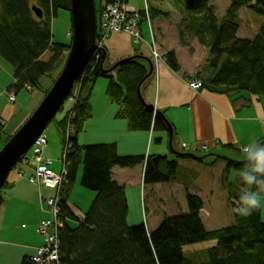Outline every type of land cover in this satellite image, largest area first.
<instances>
[{
  "label": "trees",
  "instance_id": "obj_1",
  "mask_svg": "<svg viewBox=\"0 0 264 264\" xmlns=\"http://www.w3.org/2000/svg\"><path fill=\"white\" fill-rule=\"evenodd\" d=\"M169 1L182 15L178 25L180 41L183 42L182 35L189 32L191 38L208 50L207 68L211 77L201 82L203 88L225 95L247 93L264 101V0H231L221 21L212 5L213 0ZM114 2L104 0L107 5ZM34 6L42 11L41 20L31 12ZM242 8H248L263 19L252 39L237 37L238 12ZM58 10L70 12V0H0V58L12 69L13 84L9 92L14 95L29 88L44 97L55 80H51L45 90L41 86L42 79L50 80L61 71L70 42L67 46L52 43L50 21ZM96 10L98 18L100 8ZM149 14L152 21L169 18L168 13L155 8H150ZM142 22L145 25V19ZM45 54L50 55L47 62L42 61ZM102 58L101 54L94 55L71 93V108L55 123L62 137L66 171L59 190L58 219L62 225L58 230L59 264H264L261 206L243 218L235 212L240 196L229 193L228 202L234 210L233 225L215 231L206 230L200 219L202 201L187 191L184 208L181 206L173 214L166 213V204L157 188L177 180L179 161L190 159L121 157L114 144L79 146L78 137L84 124L91 119L89 100L94 84L102 79L99 72ZM163 58L173 72H178L173 53H167ZM147 71V65L138 61L119 68L115 78L106 79V96L118 107L115 118L125 121L131 133L166 132L164 122L148 113L136 94ZM3 129L0 121V136L5 144L10 137ZM258 143L264 145V140ZM221 150L233 160L217 158L203 166L213 167L223 161V172L235 170L239 173L246 163L242 153L231 146H223ZM234 157L241 158L235 160ZM139 166L144 167L143 185L150 193L149 213H162L161 217L157 213L150 229L142 223L137 226L127 224L125 191L111 178L113 168ZM81 168L80 186L95 197L86 213L78 217L69 200ZM226 182L229 191L233 185ZM6 186L7 183L2 191ZM252 190L259 191L260 198L264 197V190L256 186ZM207 241H215L216 246L207 251L206 261L192 260L183 253V247Z\"/></svg>",
  "mask_w": 264,
  "mask_h": 264
},
{
  "label": "crops",
  "instance_id": "obj_2",
  "mask_svg": "<svg viewBox=\"0 0 264 264\" xmlns=\"http://www.w3.org/2000/svg\"><path fill=\"white\" fill-rule=\"evenodd\" d=\"M145 2L152 8L148 0ZM127 3L138 12L142 11L144 5L143 0L140 6H135L137 5L135 4L137 0H127ZM103 4L104 0H101L100 10ZM170 21H165L161 18L155 19L153 21L155 36L162 56L167 53H173L179 70L178 72H173L163 58L162 62L160 61V64H157L154 77L144 87L143 97L148 104L152 105L153 103L156 110L163 112L164 117L173 127L176 151L184 153L181 145L185 144L195 149L196 152L193 153L200 155L204 153L202 151L203 147H207L206 152L208 153L219 151L223 146H231L233 149L242 152L243 147L248 143L264 140L263 100H258L256 96L247 93L225 95L214 93L206 88L196 93L188 88V81L197 80L203 82L205 79L202 77L204 75L202 70L205 67L207 68L208 50L200 46L193 38L190 41V46L185 45V40L183 42L180 41L178 25L181 20L173 24L177 43L168 48V35L163 24H170ZM239 32L240 26L237 33L238 38ZM141 33L143 43H145L143 25ZM115 36L112 35L107 41L110 42ZM127 38L130 41V47H117L111 44L109 47L107 46L108 48L106 47L107 55L109 51L117 53L116 61H120L141 52L139 47L143 43L140 46H134L130 37ZM146 48L149 53L147 45ZM148 57H150V54ZM207 71L206 75L210 76L208 68ZM99 80L94 84L90 96L91 119L84 124L83 131L78 137L79 146L114 144L118 155L121 157L162 156L169 158V138L166 132H129L126 122L115 118L118 107L112 104L106 96L107 84L105 85ZM12 84L9 87L7 85L4 86L5 88L7 87L6 93L9 92ZM96 84L98 85L94 89ZM151 94H154L152 98ZM41 100L42 97L37 103H40ZM17 112L18 106L15 103L13 105L8 103L7 97L3 95L0 88V121L4 127L13 122L7 134L12 135L29 116V114H26L17 120L15 119ZM51 138L55 143L52 144L54 150L50 149L49 141ZM46 139L47 146L44 156L52 161L51 171L56 175H60L63 168V164H60L63 154L62 137L56 130L52 137L47 136ZM199 166L203 165L191 160L179 161L178 172L184 175L189 174L190 177L186 180V184H182L179 181L180 179H177L165 184L166 187L175 189L183 197L184 189H186L188 193L197 196L201 200L202 188L198 191L195 186L197 183L201 184L200 182L203 179L201 177L205 172ZM224 169L225 166L221 167L220 173H223ZM143 172V166L134 169L113 168L111 171L112 180L125 191L128 207L127 224L131 226L141 224V218L135 222L136 219L132 217L130 199L133 197L134 200H141L143 210L147 207L144 204L146 189L143 185ZM32 175L33 169L24 167L10 180L7 178V186L4 188L7 201L5 206L0 205V264H27L28 259L34 256L36 250L43 244L42 238L36 232V228L40 222L50 219L44 201L54 198L56 191L53 189V194L48 195L47 190L51 188L29 183L28 178ZM192 176L194 177L193 179ZM177 183L179 185L176 186ZM89 196L88 199L90 198V201L93 202L94 196ZM164 202L167 204L166 201ZM2 204H4V199ZM169 204L174 207L181 205L184 208L185 200L183 198L179 202L173 201ZM70 207L72 206L70 205ZM202 212H204V207L200 214ZM208 219L205 221L207 225H210ZM203 225L206 228L204 223Z\"/></svg>",
  "mask_w": 264,
  "mask_h": 264
},
{
  "label": "rangeland",
  "instance_id": "obj_3",
  "mask_svg": "<svg viewBox=\"0 0 264 264\" xmlns=\"http://www.w3.org/2000/svg\"><path fill=\"white\" fill-rule=\"evenodd\" d=\"M141 2H142V0H137V3H135L137 5H135V6H140ZM148 2L152 8L158 9L162 13H168L169 14V18L161 17V19H164L165 21L171 20L169 22L170 24H168V23L163 24V27L166 31V34L168 35L167 40H169V42H167V47L169 48V46L176 45V43H177L176 38L177 37H176V32L174 30L173 24L176 23V21H178V20L179 21L182 20V18H181L182 15L178 11H176L175 4L169 0H148ZM230 2H231V0H213L212 5L215 7L216 15H217L219 21H221L223 19L225 11L229 7ZM100 4H101V0H95L96 9L100 8ZM147 6H148V4H147ZM149 9H150V7H149ZM148 14H149V12H148ZM141 16H142V18H144L143 13L141 14ZM148 16L150 18V15H148ZM178 16H180V17H178ZM158 19H160V18H158ZM262 22H263L262 17L254 14L248 8L240 9V11L238 12V25L240 26L239 38L252 39L256 35L257 30L261 26ZM142 23L143 22L141 21V25H142ZM50 29H51V35H52V43L57 44V45L67 46L70 42V39L68 37V33L71 31V21H70L69 12H65L63 10H58L55 14V17L51 18ZM151 29H152L153 36H154L153 41L155 43V47H156L158 53L162 56V53L160 51V47L158 44V40L155 36V25H154L152 20H151ZM178 33H179V30H178ZM116 35H123V34H116ZM126 36L127 35L115 36L112 38V40L110 42L106 41V43L104 45L105 50H106V47L107 46L109 47V45H111V44L114 46H117V47H127V46L130 47V41L127 38L128 36L127 37ZM143 36H144L145 43H143L139 47V49L141 51V54H143L146 58H150V57H148L149 53H148L147 48H146V45H147L146 43L149 44L150 39L148 37L147 28L145 25H143ZM182 36L184 37L183 41L185 40L186 44L188 46H190L191 45L190 41L192 40V38H191L189 32H188V34H187V32H185L184 35H182ZM117 56H118L117 53H114L112 51L108 52V66H112L115 64V62H118V61H116ZM49 58H50V55L45 54L42 57V61L47 62ZM160 61L157 63L158 65L160 64ZM154 69L156 70L155 67H154ZM202 71H203L204 75L206 76V77L204 75L202 76L203 78H205L203 80V82H205L208 77L209 78L211 77V75L210 76L206 75V73L208 72L206 67ZM59 72L54 74L50 78V80L47 78L42 79L41 86L43 87V89L46 90L49 88V86L51 84V80L54 81L57 78ZM99 81H101L102 83H105V85L107 84L106 79H100ZM189 82L190 81H188V83ZM12 83H13L12 69H11L9 64H7L5 61H3L0 58V88H1L3 95L5 97H6V94L13 93L12 91L6 93L7 87H9ZM97 83H100V82H97ZM188 83H187V85H188ZM5 85H7L6 88L4 87ZM97 85L98 84L95 85L94 89H96ZM202 90H204V88H202L201 91ZM191 91L196 92V93L200 92V91H195L193 89ZM153 95L154 94H151V98L153 97ZM40 97L43 98V95L40 94L39 92H37L36 90H32V91L21 90V91H19L15 95V102L14 103L16 104V106H18V112L16 113L15 119L19 120L22 117H24L26 114H29V116H30L34 112V110L37 108V106L39 105V103H37V102L40 99ZM152 105L154 106L153 103H152ZM70 108H71V102L66 101L63 104L62 109L55 116L54 122L43 133L44 136H46V137L51 136L52 137V134L56 133L55 123L57 121H60ZM12 124H13V122L10 124H7L4 127L3 130L5 133H8V131L12 127ZM12 135L8 134L9 137H11ZM49 142H50L49 143L50 149L54 150L52 144H55V143L52 140V138ZM3 145H4L3 137L0 136V150L2 149ZM60 149H62V148L60 147ZM241 153H242L241 157L244 158L245 156H244L243 151ZM203 154L208 155L210 153L204 152ZM203 154H201V155H203ZM198 155H200V154H198ZM241 157H239V158H241ZM234 158H235V160H240L238 157H234ZM60 164H62V158L60 159ZM224 166H225V163L223 161H218V163L213 167L199 166L200 169H202V171L205 172V174L202 175V177H201V178H203L202 181L200 182L201 184L199 185L197 183L195 188L198 191L200 188H202L201 189L202 190V193H201L202 197H200V198H201V201H202V204L204 207V212H202L200 214V218L203 221V223L205 224L207 231L220 230V229L227 228V227L233 225L234 210L228 202V194L231 193L232 195L240 196L243 191L248 189L246 187V185L240 180V178L238 176V172H236L235 170H229V171L227 170L226 172L220 173V168L224 167ZM19 169H21V170L24 169V166L21 163L18 164L15 167V169L10 173L8 180L13 178L17 172L21 171ZM81 175H82V168L80 169V172H79L78 177H77L78 179L76 181V184L74 185V188H73L70 200H69L70 205L72 206V208H74L78 217H82L86 213V211L88 210L90 205L92 204V201H90V198L88 199V195H90L89 197H93V196L95 197L94 193L89 192L87 190H84L80 186ZM189 177H190L189 174L184 175L182 173H178V180L180 179L179 181L182 184H186V182H187L186 180L189 179ZM193 178L194 177L192 176V179ZM226 181H228L230 184L233 185L232 189L229 191L227 188L228 183ZM164 185H160L159 188H157V191L160 190V194H161L162 198L167 203L166 204V211H167L166 213L167 214H173L177 210L181 209V205H179V207H177V206L174 207L169 203H171L173 201L179 202V200H183V198L185 200V195L183 197V195H180V192L176 191L175 189H173L171 187H166V185L165 186ZM177 185H179V184L177 183L176 186ZM185 190L186 189H184V194H185ZM155 193L157 194V192H155ZM47 194L48 195L53 194V189L47 190ZM2 198L4 199V204H1V205L5 206L6 201H7V197H6V192L4 190L2 191ZM149 200H150V193H149L148 189L146 188L144 204L147 205V202ZM260 201H261L260 206H261V210H262L261 221H262V223H264V197H261ZM130 202H131L130 203L131 204L130 211H132L131 212L132 217L136 219L135 222H137L138 219L141 218V223L146 225V227L148 229H150L151 226L154 225V223L156 221L155 219L157 218L156 217L157 213L159 211H157V213H154V215H151V213H149L148 207H145L144 210L142 209L141 200L137 201V199L134 200V198L132 197L130 199ZM135 202H137V203H135ZM158 215H159V217H161L162 213L159 212ZM170 216H173V215H170ZM207 218H209L208 220L210 221V223H209L210 225L206 224L205 220ZM137 224H139V223H137ZM129 226H131V225H129ZM133 226H137V225H133ZM215 246H216L215 241L202 242V243L193 244V245L183 247V253H185L186 257L191 258L192 260L204 262V261H206L207 251L209 249L215 247Z\"/></svg>",
  "mask_w": 264,
  "mask_h": 264
},
{
  "label": "water",
  "instance_id": "obj_4",
  "mask_svg": "<svg viewBox=\"0 0 264 264\" xmlns=\"http://www.w3.org/2000/svg\"><path fill=\"white\" fill-rule=\"evenodd\" d=\"M31 12L38 20L43 18L42 11L35 6L31 8ZM69 14L71 40L61 71L34 112L0 150V205L3 202L1 191L7 182L9 174L21 163L23 157L29 152L36 139L53 123L55 116L61 110L64 102L71 96L80 76L95 54L103 56L99 65L102 79L115 78L116 71L129 63L142 61L147 65V74L139 83L136 94L145 110L164 122L166 134L169 138V159H190L202 165L208 164L217 158L223 161L233 160L231 155L224 153L222 150L211 152L208 155H198L188 152L180 153L176 151L173 127L166 120L163 112L156 110L143 97L144 87L154 77V66L150 58H146L141 52H138L130 58L120 60L114 65L108 66V55L103 48L98 47L96 39L97 10L95 0H70Z\"/></svg>",
  "mask_w": 264,
  "mask_h": 264
},
{
  "label": "built area",
  "instance_id": "obj_5",
  "mask_svg": "<svg viewBox=\"0 0 264 264\" xmlns=\"http://www.w3.org/2000/svg\"><path fill=\"white\" fill-rule=\"evenodd\" d=\"M143 4V9L139 12L131 8L127 0H115V2L110 5L103 4L97 23V44L99 48H103L104 43L112 35L125 34L130 37L134 46H140L143 43L141 21L145 19L144 24L149 35H151L150 42L147 46L153 65L157 67V63L163 58L155 47L152 37L151 20L148 16L149 14L145 1H143ZM142 13L144 18L141 16ZM68 37L71 38L70 33H68ZM188 87L195 91H201L203 88L202 83L197 80L190 81ZM26 90L29 91V88ZM6 97L8 103L13 104L15 102V95L13 93H8ZM73 97H75V95ZM69 101L73 102V98ZM69 134L70 132L67 130L66 136L69 137ZM46 146L47 139L46 136L42 134L36 139L29 152L21 161L24 167H31L33 169V175L28 178L29 183L36 186H47L56 191L54 198L44 201L50 219L40 222L36 228V232L42 238L43 244L36 250L34 256L28 259L27 264H59L58 230L62 227L58 219L60 211L59 204L61 202L59 190L64 175L66 174L64 167L65 155L62 154L63 168L61 174L56 175L50 169L52 161L44 156ZM181 149L186 152H196L195 149L185 144L181 145ZM202 151L206 152L207 147H203ZM19 175L21 176V174Z\"/></svg>",
  "mask_w": 264,
  "mask_h": 264
},
{
  "label": "clouds",
  "instance_id": "obj_6",
  "mask_svg": "<svg viewBox=\"0 0 264 264\" xmlns=\"http://www.w3.org/2000/svg\"><path fill=\"white\" fill-rule=\"evenodd\" d=\"M246 163L239 171L240 180L248 187L240 195L239 206L235 212L246 218L252 215L260 206L259 191L252 190L253 186L264 190V145L252 141L242 149Z\"/></svg>",
  "mask_w": 264,
  "mask_h": 264
},
{
  "label": "bare ground",
  "instance_id": "obj_7",
  "mask_svg": "<svg viewBox=\"0 0 264 264\" xmlns=\"http://www.w3.org/2000/svg\"><path fill=\"white\" fill-rule=\"evenodd\" d=\"M143 1H146V0H143ZM146 3V2H145ZM146 5H147V3H146ZM147 11L149 12V7L147 6ZM150 15V14H149ZM152 34H153V32H152ZM148 37H149V39H151V35H149V33H148ZM152 37H154L153 35H152ZM162 58H163V56H162ZM155 68H156V66H154Z\"/></svg>",
  "mask_w": 264,
  "mask_h": 264
}]
</instances>
